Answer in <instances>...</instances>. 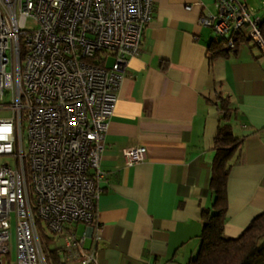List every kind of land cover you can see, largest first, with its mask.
Returning <instances> with one entry per match:
<instances>
[{
  "label": "crops",
  "instance_id": "1",
  "mask_svg": "<svg viewBox=\"0 0 264 264\" xmlns=\"http://www.w3.org/2000/svg\"><path fill=\"white\" fill-rule=\"evenodd\" d=\"M240 1L264 22V0ZM214 3L154 0L108 121L95 221L75 225L99 264H186L197 254L202 212L214 202L218 94L229 98V123L243 137L227 176L224 235L239 236L264 211V55L245 41L210 59L215 37L199 20L218 15ZM136 146L145 158L127 166L122 151Z\"/></svg>",
  "mask_w": 264,
  "mask_h": 264
},
{
  "label": "built area",
  "instance_id": "2",
  "mask_svg": "<svg viewBox=\"0 0 264 264\" xmlns=\"http://www.w3.org/2000/svg\"><path fill=\"white\" fill-rule=\"evenodd\" d=\"M214 4L218 15L199 22L215 41L230 50L249 41L264 55L252 8ZM153 14L154 0H0V111L12 112L0 118V264L12 223L16 264H48L37 220L59 241V264H99L75 225L95 221L108 121ZM145 154L122 151L127 166Z\"/></svg>",
  "mask_w": 264,
  "mask_h": 264
},
{
  "label": "trees",
  "instance_id": "3",
  "mask_svg": "<svg viewBox=\"0 0 264 264\" xmlns=\"http://www.w3.org/2000/svg\"><path fill=\"white\" fill-rule=\"evenodd\" d=\"M235 51L224 48L220 41H213L209 48L210 59L228 57ZM106 54V53H105ZM105 66L103 62L99 63ZM217 106L220 124L214 139L215 158L209 189L214 194L211 208L202 212V230L197 254L186 264H264V211L253 218L237 237L224 235L228 209L227 176L232 158L239 151L243 137L236 136L229 121L235 115L228 97L218 94ZM41 235L46 230L37 220ZM48 264H58L60 255L56 249L45 254Z\"/></svg>",
  "mask_w": 264,
  "mask_h": 264
},
{
  "label": "rangeland",
  "instance_id": "4",
  "mask_svg": "<svg viewBox=\"0 0 264 264\" xmlns=\"http://www.w3.org/2000/svg\"><path fill=\"white\" fill-rule=\"evenodd\" d=\"M259 0H256V2ZM262 8L264 7L263 5H260ZM35 26L34 22L32 20L27 21V27L28 28H33ZM111 62V59L109 60V63ZM12 112L10 110H3L0 111V118H9L11 117ZM7 158L0 157V164L7 162ZM52 234L46 230L45 236L41 235L40 232V239H41V244L44 250V253L47 254L50 249H53L55 245V241L57 244H59V241L54 238L53 240ZM7 262L8 264H16V249H15V235H14V226L12 223L11 227V237L9 240V254L7 255Z\"/></svg>",
  "mask_w": 264,
  "mask_h": 264
}]
</instances>
